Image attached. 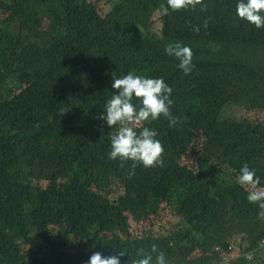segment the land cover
<instances>
[{
	"label": "trees",
	"instance_id": "1",
	"mask_svg": "<svg viewBox=\"0 0 264 264\" xmlns=\"http://www.w3.org/2000/svg\"><path fill=\"white\" fill-rule=\"evenodd\" d=\"M202 3L161 15L167 0H0V264H86L119 250L131 264L153 245L166 264H222L215 249L231 235L216 233L236 212L238 247L264 264L261 209L238 182L247 164L264 188V27L239 18L237 0ZM175 43L192 50L188 74L165 52ZM215 69L247 81L229 91L206 76ZM129 73L172 88L176 123L142 124L162 165L108 157L119 125L98 117L111 76Z\"/></svg>",
	"mask_w": 264,
	"mask_h": 264
},
{
	"label": "clouds",
	"instance_id": "2",
	"mask_svg": "<svg viewBox=\"0 0 264 264\" xmlns=\"http://www.w3.org/2000/svg\"><path fill=\"white\" fill-rule=\"evenodd\" d=\"M197 5L201 6V10L206 9L202 0H167V6L161 10L160 14L167 15L169 9L173 11L194 9ZM236 12L239 18L245 19L255 25L256 28L264 27V15H261L264 13V0H237ZM206 26L207 23L205 22ZM193 31H199V27H193ZM165 52L179 60L178 67L185 74L191 72L194 65L192 64L193 53L190 47L180 43L169 44L165 47ZM111 87L115 90L114 95L106 105L105 114L98 117L106 121L110 128L119 125L118 130L109 136V159L119 158L121 161H132L133 169L136 163H140L144 167L162 165L164 148L160 141L155 139L157 132L154 129L143 127L142 124L150 118L157 119L161 115L168 119L170 126L176 123V118L170 111V105L173 103L170 99L172 88L162 78H147L132 73L120 78L113 74ZM134 98L139 101V106L133 103ZM134 126H141V130L137 132ZM238 182L247 186L248 201L258 204L261 209L259 215L264 217V188L258 187L260 178L247 164L240 168ZM234 243L238 247V242ZM236 252L242 257L245 253L242 246H239ZM151 253H157L155 245L152 246ZM151 253H146L143 248L137 249L138 258L132 259L131 264H152ZM125 254L127 253L123 250L109 256H103L98 251L93 252L86 264H121L120 257ZM256 255L258 254L255 253V258ZM155 261L156 264H166L165 254L162 251L158 252Z\"/></svg>",
	"mask_w": 264,
	"mask_h": 264
},
{
	"label": "rangeland",
	"instance_id": "3",
	"mask_svg": "<svg viewBox=\"0 0 264 264\" xmlns=\"http://www.w3.org/2000/svg\"><path fill=\"white\" fill-rule=\"evenodd\" d=\"M137 52L140 53L144 59H146L149 62V57L142 51L140 48H137ZM206 76L212 77V76H217L220 85L225 86L229 91H233L235 88H240L246 81L247 77L245 76L244 73L242 72H225V70H212L206 73ZM239 219V215L236 212V215L234 216V222L233 224H225L221 229L220 232L218 231L216 234L219 235L221 234H227L230 233L231 238L228 240V242H240L239 239L241 236L244 234L242 231V227L238 225L237 221ZM257 221H264V217L258 219ZM226 228L230 229L229 232L226 230ZM237 245V244H236ZM233 255H237V252L233 253ZM261 256V255H260ZM255 264L259 262V257L255 258Z\"/></svg>",
	"mask_w": 264,
	"mask_h": 264
},
{
	"label": "built area",
	"instance_id": "4",
	"mask_svg": "<svg viewBox=\"0 0 264 264\" xmlns=\"http://www.w3.org/2000/svg\"><path fill=\"white\" fill-rule=\"evenodd\" d=\"M237 245L236 243L232 242L228 245L227 248H224L222 246H217L216 251L221 253L222 255V264H232L239 256L241 255H233V253L236 252L237 250ZM264 248V238L259 242V248L258 249H263ZM257 249V250H258ZM255 251H249L243 254L245 259L247 260L248 264H251L255 260Z\"/></svg>",
	"mask_w": 264,
	"mask_h": 264
},
{
	"label": "bare ground",
	"instance_id": "5",
	"mask_svg": "<svg viewBox=\"0 0 264 264\" xmlns=\"http://www.w3.org/2000/svg\"><path fill=\"white\" fill-rule=\"evenodd\" d=\"M248 252V251H247Z\"/></svg>",
	"mask_w": 264,
	"mask_h": 264
}]
</instances>
